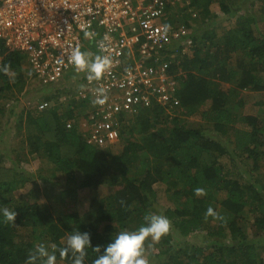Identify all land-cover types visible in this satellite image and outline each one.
<instances>
[{
    "label": "trees",
    "instance_id": "trees-1",
    "mask_svg": "<svg viewBox=\"0 0 264 264\" xmlns=\"http://www.w3.org/2000/svg\"><path fill=\"white\" fill-rule=\"evenodd\" d=\"M187 3L179 8L176 20L164 21L188 29L194 26L188 50L176 52L172 43L169 51H163L176 52L168 72H180L175 77L180 85L178 106L170 112L155 102L139 108L119 133V153L93 148L77 127L67 129L83 104L58 103L66 91H42L38 104L56 103L46 110L28 108L29 102L17 105L26 85V78L17 74L24 57L11 53L3 59L0 69L7 65L17 77L0 71V209H14L17 217L9 224L0 216V264H25L39 244L61 248L75 229L89 232L92 245L103 249L119 232L136 230L146 214H162L171 221L169 234L152 244L155 253L148 252L149 264H264V102L254 104L257 115L240 113L247 105L240 98L242 92L264 93V32L257 27L260 19L264 22V0ZM215 5L221 17L215 14ZM189 12L196 15L192 24ZM76 72L69 71L58 85ZM8 101L14 103L10 109ZM9 126L13 141L5 145ZM14 141L18 142L12 146ZM32 156L45 163L36 181L23 168ZM60 179L64 185L56 200L64 212L53 215L47 205L38 204L41 189L36 182L46 191ZM32 182L36 189L26 191ZM155 185L164 187L169 204L162 212L156 208ZM102 186L114 192L89 215L82 217L72 208L78 189ZM198 188L204 194L196 195ZM19 190L29 196L17 197ZM209 207L223 221L206 215ZM198 235L203 239L194 245L176 244L173 238L194 240ZM97 257L87 249L85 264ZM56 264L71 260L57 252Z\"/></svg>",
    "mask_w": 264,
    "mask_h": 264
},
{
    "label": "built area",
    "instance_id": "built-area-1",
    "mask_svg": "<svg viewBox=\"0 0 264 264\" xmlns=\"http://www.w3.org/2000/svg\"><path fill=\"white\" fill-rule=\"evenodd\" d=\"M187 5V0H0V66L6 55L20 53L40 88H48L74 69L68 58L73 47L89 45V52L108 55L112 66L100 80L85 76L77 94L58 103L83 104L67 129L77 127L93 148L115 149L121 129L139 108L155 102L169 112L178 106L180 85L168 72L174 55L163 51L172 43L190 47L189 29L170 25L165 34L162 26L168 8ZM86 31L95 35L85 37ZM98 89L107 95L103 105L94 103ZM55 105L51 100L36 107Z\"/></svg>",
    "mask_w": 264,
    "mask_h": 264
},
{
    "label": "clouds",
    "instance_id": "clouds-1",
    "mask_svg": "<svg viewBox=\"0 0 264 264\" xmlns=\"http://www.w3.org/2000/svg\"><path fill=\"white\" fill-rule=\"evenodd\" d=\"M170 25H163L162 31L166 34ZM85 37H93L95 34L90 31L84 33ZM69 62L77 72L87 74L88 81H98L108 72L112 66L111 58L106 54H93L83 51L79 46L73 47L69 54ZM0 71L4 74L15 76L10 71L9 66L5 65ZM107 100V95L103 89L97 90L96 104L103 105ZM196 195L204 194V190L198 188ZM206 215L223 221V217L213 211L211 207L207 209ZM0 216L3 221L14 224L17 212L14 209H0ZM171 230V221L162 214H146L143 217V223L133 231L123 230L103 246H93L89 232H80L73 230L66 237L65 246L57 248L55 244L45 246L37 245L29 256L25 264H56L57 252L60 258L67 257L71 264H85L87 249L92 248L98 254L92 264H149L145 258V241L149 238L152 242H159L162 237L169 234Z\"/></svg>",
    "mask_w": 264,
    "mask_h": 264
},
{
    "label": "rangeland",
    "instance_id": "rangeland-1",
    "mask_svg": "<svg viewBox=\"0 0 264 264\" xmlns=\"http://www.w3.org/2000/svg\"><path fill=\"white\" fill-rule=\"evenodd\" d=\"M176 11H179L178 6L176 7ZM165 17H166L165 20L170 18V17L174 18V20H176L174 17V12L171 14H169L167 12ZM189 19L190 20H188V21L192 24L194 18L190 16ZM178 20H181V17H179ZM193 27L194 26L192 25V28ZM192 28L189 30L192 31ZM259 32H264L263 26L260 27ZM88 46H85V49L87 51H88V49H87ZM188 47L189 46L185 45V48H183V49L188 50ZM86 50H83V51H86ZM187 53H188V51H187ZM18 71H19V73H17V74H20V75H22V77L26 78V85L22 91L23 95H18L17 99H19V100L16 101V104L20 105L21 101H23L22 103L29 102L28 108L29 107L34 108L38 104L39 100L42 97L41 96L42 91H45V90L47 91V93H51V92L54 93L57 89L58 91L68 92V93H66L67 95L70 94L72 96H75L78 92L77 88H80V86H82L84 76L85 75L87 76V74L84 72H76L75 75L69 77V79L64 80L62 85H58L59 84V82H58V83H56V85H54V87H48V88L43 87L44 88L43 89V88H40L36 79L32 75H30L29 70H28L25 62L21 64L20 70H18ZM17 74L15 72L14 77L10 76L11 79H15L17 77ZM63 95L64 94H62L60 97H58V99L63 98L64 97ZM240 98L242 99V101L244 103H247V105H245L240 110L241 116L242 117H245L248 115L254 116V115H257V110H258V107L254 106V104L256 102H260V101L264 102V93H258L257 94V93H250V92L244 91L241 93ZM13 104L10 102L6 106V109H10ZM208 104H209V102L206 103L205 107H207ZM193 120L195 123H196V121L198 122V120L196 118H194ZM9 127H10V129L8 128V132L6 133V137H5V145L9 144L8 141H10V140L13 141V130L11 129V126H9ZM236 127H238V126L236 125ZM17 142L14 141V144L11 143V145L14 146L15 144H17ZM120 150H121V144L118 145L117 148L113 149L112 152L113 153H119ZM25 161H27V162L24 163L23 168L27 171V173H29L33 177V180L36 181V179L34 177L38 173V171H40V169L42 168V166L45 163L43 162V160L36 159L35 156L29 157ZM221 162L225 167L228 166L227 161L223 160ZM262 181L264 182V177H263ZM34 183L33 182L29 183V185L26 187V191H28V190L31 191V189H36V188H34V185H33ZM36 184H37V188L41 189V191H39L38 204L47 205L52 210L53 215H56L57 212H62V211L64 212L62 205L56 200L59 196V187L64 185L63 179H60L58 182H56V184L53 186L52 190H49L48 188L46 191L43 190L44 187L40 181L36 182ZM155 188L159 192L158 204H156L157 205L156 208L159 212H162L169 204L167 202V198L164 197V193H163L164 187H161L159 185H155ZM26 191L19 190L15 194L17 197L29 196V192H26ZM113 192H114L113 188L104 187V186L99 187L96 190L95 189H80V190L78 189L77 190V194H78L77 195V202H76L75 206H73L72 208L74 210H76L77 212H79V214L82 217L85 216L86 214L89 215V213L94 211L95 207L97 206L98 202L101 199L111 195ZM247 232L250 235L249 229L247 230ZM172 235H175V234H172ZM173 238H174V241L176 242V244L187 243L188 245H194V244H198V243L200 244V241H202V239H203L202 235H198L197 238H195L194 240L192 238L180 239L177 236H173ZM183 240H184V242H183ZM150 243H151L150 246H145L146 250H145L144 255H145L146 259H147V254L149 251L155 253V249H154L152 244H157L158 242L150 241Z\"/></svg>",
    "mask_w": 264,
    "mask_h": 264
},
{
    "label": "crops",
    "instance_id": "crops-1",
    "mask_svg": "<svg viewBox=\"0 0 264 264\" xmlns=\"http://www.w3.org/2000/svg\"><path fill=\"white\" fill-rule=\"evenodd\" d=\"M177 7V6H176ZM176 7H170L167 11H168V13L169 14H171V13H173L174 12V16H175V18H177V14H178V11H176ZM213 9H214V12H215V14L216 15H218V16H220L221 17V13L219 12V9H218V7L215 5L214 7H213ZM227 25H229L228 23H224L223 24V26H227ZM230 25H234V21L233 20H231V22H230ZM261 26H263V28H264V22H262L261 21V19L258 21V24H257V27H258V31H260V27ZM182 43L183 42H179V43H176V48H177V51L176 52H178V51H182V49L183 48H185V45H182ZM83 50H86V49H83ZM90 50H92L90 47H88V51L87 52H89ZM176 52L173 50L172 52H171V54L173 53L174 54V56L176 55ZM183 52V51H182ZM184 53V52H183ZM185 53H187V51L185 52ZM179 74H180V72H178L177 74H175V76H179ZM86 76V75H85ZM84 76V77H85ZM56 85V84H55ZM55 93V92H54ZM61 96V95H60ZM59 96V97H60ZM64 96V95H63ZM50 101V100H49ZM9 103L11 102V101H8ZM22 102V101H21ZM8 103V104H9ZM12 103V102H11Z\"/></svg>",
    "mask_w": 264,
    "mask_h": 264
}]
</instances>
